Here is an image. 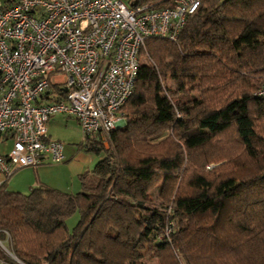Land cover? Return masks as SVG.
<instances>
[{
    "label": "trees",
    "instance_id": "1",
    "mask_svg": "<svg viewBox=\"0 0 264 264\" xmlns=\"http://www.w3.org/2000/svg\"><path fill=\"white\" fill-rule=\"evenodd\" d=\"M144 51L125 125L108 149L82 141L104 152L92 183L0 185V242L20 262L264 264V0H199L176 41L150 37ZM0 260L18 264L1 246Z\"/></svg>",
    "mask_w": 264,
    "mask_h": 264
},
{
    "label": "built area",
    "instance_id": "2",
    "mask_svg": "<svg viewBox=\"0 0 264 264\" xmlns=\"http://www.w3.org/2000/svg\"><path fill=\"white\" fill-rule=\"evenodd\" d=\"M167 2L163 7L136 0L0 2V136L11 139L8 150L0 146V185L45 157L62 160V143L47 134L53 114L74 116L82 141L98 138L108 145L111 130L124 121L122 106L133 91L146 39L176 41L199 6V0ZM56 74L64 76L56 98L41 101ZM254 94L264 97V75ZM173 226L169 220L166 235Z\"/></svg>",
    "mask_w": 264,
    "mask_h": 264
},
{
    "label": "crops",
    "instance_id": "3",
    "mask_svg": "<svg viewBox=\"0 0 264 264\" xmlns=\"http://www.w3.org/2000/svg\"><path fill=\"white\" fill-rule=\"evenodd\" d=\"M8 2L10 0L4 3ZM63 78V75H53L50 77L51 84L57 87V81ZM55 91L54 88L50 89L40 100L51 101L55 99ZM75 123L79 125L77 119L72 115L62 113L51 115L46 124L47 134L50 139L62 142V160L52 162L45 157L44 162L36 167H21L6 180L5 188L26 194L32 188L42 185L68 193L79 192L87 175L89 173L95 175L94 169L97 162L102 158V154L86 150L82 141L77 144V148L67 142L64 143V140H70L65 136V134L68 135L66 129ZM0 138L1 151L3 152L7 150L3 149L6 147V141L10 140L11 142V139L6 134H2Z\"/></svg>",
    "mask_w": 264,
    "mask_h": 264
},
{
    "label": "rangeland",
    "instance_id": "4",
    "mask_svg": "<svg viewBox=\"0 0 264 264\" xmlns=\"http://www.w3.org/2000/svg\"><path fill=\"white\" fill-rule=\"evenodd\" d=\"M6 1L7 0H0L1 3H4ZM147 59H148L147 54L144 51V53L141 55L140 60H141V62H145ZM161 82H162V85L164 87H166V88H171V89L174 88L173 80L168 75H166L165 78H161ZM122 113L124 114V121H122L116 128H119V127H122V126L125 125L126 121H125V110H124V108H122ZM59 130H61V129H59ZM66 130H67L66 133L68 135L65 134V136L68 137L70 140L69 141L64 140V143L67 142L68 144L74 145L75 148H77V144H79L83 140V134L81 132V129L79 128V125H77L76 123L72 124ZM10 146H11L10 140L6 141V147H4L3 149H7L8 150L10 148ZM102 147L108 149L109 148V144L107 146L106 145H102ZM99 153L103 154L104 152L101 150ZM184 164H186V162H184ZM192 170H193L192 166H189V169H187V170H185L183 167L180 170V174H179L180 177H179L178 183L181 182L182 187H184V184L186 183L187 179L190 177V174H191ZM95 179H96V176L93 175L92 173H89L87 175V177L85 178V181L87 183H89V182L92 183V181H94ZM78 218L79 217H78V213L77 212H74L72 215L67 217L66 225H67V227L70 230L74 227V225L76 224ZM0 264H4V263L0 262Z\"/></svg>",
    "mask_w": 264,
    "mask_h": 264
}]
</instances>
